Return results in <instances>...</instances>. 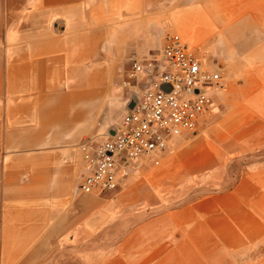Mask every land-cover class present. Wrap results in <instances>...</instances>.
Segmentation results:
<instances>
[{"label":"crops","instance_id":"1","mask_svg":"<svg viewBox=\"0 0 264 264\" xmlns=\"http://www.w3.org/2000/svg\"><path fill=\"white\" fill-rule=\"evenodd\" d=\"M192 16L198 19L194 27ZM232 17L238 23L263 21L264 0H0V264L65 262L67 255L49 249L55 238L16 237L23 229L45 230L35 216L56 212L60 222L47 229L73 247L68 257L77 264H141L151 261L147 248L157 244L153 240L165 247L186 244L177 238L186 226L181 221L141 223L117 227L131 231L117 246L106 238L83 250L84 236L111 230L110 222L137 197L124 191L82 194L85 164L79 147L87 139H105L121 124L130 95L124 99L120 64L131 51H145L141 42L147 30L164 22L189 48L209 56L210 48L195 47ZM240 30L227 29L224 35L223 59L233 58L235 68L242 56L247 64L254 58L244 49ZM223 91L224 83L218 98ZM177 140L175 147L190 143ZM177 163L168 157L163 170ZM81 208L88 209L85 223ZM19 216L29 224L23 227Z\"/></svg>","mask_w":264,"mask_h":264},{"label":"rangeland","instance_id":"2","mask_svg":"<svg viewBox=\"0 0 264 264\" xmlns=\"http://www.w3.org/2000/svg\"><path fill=\"white\" fill-rule=\"evenodd\" d=\"M230 9L229 13H233V8ZM232 18L233 22L219 23L207 35L204 45L195 47L200 52L206 47L211 49V55L202 53V58L209 68H218L223 79L224 91L217 98L213 113L195 133L179 138L190 140L189 144L175 147L171 143L158 166L143 161L113 193L99 194L112 196L124 191L137 198L130 207L122 209L118 221L110 222L111 230L84 236L83 250L106 238L110 239V245L117 246L131 234L130 230H116L121 225L132 227L141 223L181 221L186 226L185 230L178 231L177 238L185 240L187 245L165 247L157 245L162 241L153 240L157 244L147 248L153 253L151 261L141 264H264V18L263 21L241 23ZM197 20L191 17L192 27ZM235 27H241L243 47L254 55L250 64L242 56L236 68L233 58L223 59L224 35L227 29ZM168 31L164 22L160 28L146 31L147 38L141 42L146 43L145 51H131L120 64L119 74L123 80L129 68L128 57L158 55ZM228 48L232 50L233 45ZM123 89L124 99L128 100L130 93ZM188 145L197 148L186 152ZM168 157L180 163L163 170ZM192 163H200L204 168L193 170ZM209 177L212 182L208 183ZM184 180L187 182L181 183ZM85 205L92 206L90 201ZM87 210L81 208L83 223ZM180 212L184 215L174 216ZM59 216L60 212L37 215L34 221L44 224L46 229L40 232L23 229L16 237L55 238L53 244L56 246L49 247L55 252L51 253L67 255L65 262L58 264H77L68 257L73 256V247L59 241L62 237H55L53 231L47 229L60 222ZM18 221L23 227L29 224L25 216H19Z\"/></svg>","mask_w":264,"mask_h":264},{"label":"built area","instance_id":"3","mask_svg":"<svg viewBox=\"0 0 264 264\" xmlns=\"http://www.w3.org/2000/svg\"><path fill=\"white\" fill-rule=\"evenodd\" d=\"M152 58L128 57L121 85L136 101L105 139H87L79 147L85 173L79 191L113 192L137 164L157 166L173 140L195 133L213 113L223 89L218 68H209L176 32H167Z\"/></svg>","mask_w":264,"mask_h":264},{"label":"water","instance_id":"4","mask_svg":"<svg viewBox=\"0 0 264 264\" xmlns=\"http://www.w3.org/2000/svg\"><path fill=\"white\" fill-rule=\"evenodd\" d=\"M136 101L135 95L133 93L130 94V103L128 109H132Z\"/></svg>","mask_w":264,"mask_h":264}]
</instances>
